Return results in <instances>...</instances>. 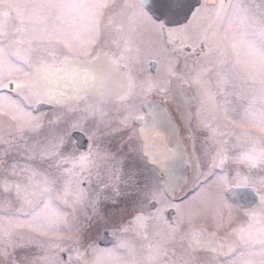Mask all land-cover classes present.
Returning a JSON list of instances; mask_svg holds the SVG:
<instances>
[{
	"label": "snow or ice",
	"instance_id": "1",
	"mask_svg": "<svg viewBox=\"0 0 264 264\" xmlns=\"http://www.w3.org/2000/svg\"><path fill=\"white\" fill-rule=\"evenodd\" d=\"M145 33L155 77L132 70ZM173 81L195 92L187 187L110 146ZM109 190L132 201L101 248ZM0 264H264V0H0Z\"/></svg>",
	"mask_w": 264,
	"mask_h": 264
},
{
	"label": "water",
	"instance_id": "2",
	"mask_svg": "<svg viewBox=\"0 0 264 264\" xmlns=\"http://www.w3.org/2000/svg\"><path fill=\"white\" fill-rule=\"evenodd\" d=\"M155 67L156 63L150 62L152 72ZM176 94L163 96L151 93L144 100L143 109L146 114L140 121L139 134L143 155L158 170L159 177L166 180L172 173L182 175L187 187L194 176L193 161L187 140L181 138L183 128L177 120L178 111L183 107L176 101ZM112 240V236L105 230L99 243L109 244Z\"/></svg>",
	"mask_w": 264,
	"mask_h": 264
},
{
	"label": "flooded vegetation",
	"instance_id": "3",
	"mask_svg": "<svg viewBox=\"0 0 264 264\" xmlns=\"http://www.w3.org/2000/svg\"><path fill=\"white\" fill-rule=\"evenodd\" d=\"M155 62V59H151L149 60V68H150V62ZM136 73V72H134ZM140 73V71L138 72ZM175 82V88L172 94H167V96L173 95L175 92L176 97L175 99L177 100V102H180V104L184 103V105L182 106L183 109L178 111V123L181 124L183 131H181V138L187 140L188 142V146H189V151L192 157V161H193V165L195 166L194 160H195V156L194 154L200 149V142H199V138H193V136L191 135V129L188 123V117L190 114L195 112L194 109V105H195V100L192 99V97L194 96V93H192L190 91V89L188 88H182L178 82ZM176 88L178 90H176ZM143 101L142 98L140 100H138L137 103V117H143L145 116V111L143 109ZM42 110L47 111L48 110V106H42ZM140 119L134 120L133 123V133H132V140L131 143L128 142V133L127 132H122V133H117L115 136L111 137V147L113 150H117L122 149L124 154H129V159L127 161V166L132 167L137 169L143 176H147V177H151V178H160L159 177V173L158 170L153 166L150 165L146 158L143 155V151H142V143H141V138H140V134H139V127H140ZM194 123V120H193ZM76 138L79 139V142L82 145H85V138L81 137L79 133L76 134ZM123 141V143H121ZM133 149H135L133 151ZM17 160H24L23 157L17 156L16 157ZM151 172H150V171ZM196 174V173H195ZM194 174V175H195ZM161 179V178H160ZM120 201V202H119ZM131 201H132V194H125L123 192L119 193V194H115L113 193L111 190H109L108 192L105 193V198L102 199V203L100 205V212L102 214L107 213V206H111V204H114L115 202L117 203H125V205H129L131 206ZM108 230L109 231V235H110V227H103L101 228V234L103 231ZM111 236V235H110ZM113 238V237H112ZM100 237H97V243L100 247H110L115 243V240L113 238L112 242H110L109 244H100Z\"/></svg>",
	"mask_w": 264,
	"mask_h": 264
},
{
	"label": "rangeland",
	"instance_id": "4",
	"mask_svg": "<svg viewBox=\"0 0 264 264\" xmlns=\"http://www.w3.org/2000/svg\"><path fill=\"white\" fill-rule=\"evenodd\" d=\"M156 41H157V37L155 35H152V34H149V33H145L143 35V37L140 40L141 47L143 49V55L141 57L140 62L138 64L133 65V69H132L133 72L138 73L140 71L139 74H141L143 76L155 77V76L158 75V67H160V66L157 65V63H156V67H155V71L154 72H151L149 70V60H151V59H155L156 60V56L154 54L155 51H156ZM160 74L162 75V69H161V73ZM174 88H175V82L173 81V86H172L171 90L169 92H167V94H172L173 91H174ZM176 90H178V89L176 88ZM190 91L195 94L194 89H190ZM150 93L158 94V95H166L167 96V94H165V92H163V91H155L154 90V91H152ZM149 94H147L146 96H143L142 100H145L149 96ZM181 105L183 106L184 103L183 104L181 103ZM194 109H195V107H194ZM19 162L23 163L24 160L21 159V160H19ZM193 173L194 174L196 173V167L194 165H193ZM130 207L131 206H129L127 204L125 205V203H117V202H115L114 204H111V206H107L106 207L107 208V213H105L103 215L108 218V223H104L103 221H101L99 223H97L95 221L92 222L91 231L89 233V238L96 239V240H97V237L101 238V236H102L101 228L109 227V225L118 224L121 221V219L126 217L127 211L130 210ZM108 233H109V231H108ZM112 246H110V247H112ZM101 248H104V247H101Z\"/></svg>",
	"mask_w": 264,
	"mask_h": 264
}]
</instances>
